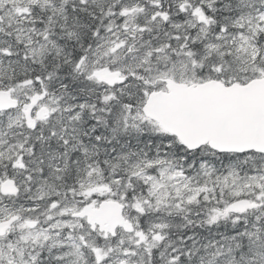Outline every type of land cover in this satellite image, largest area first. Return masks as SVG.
<instances>
[{
  "label": "snow or ice",
  "instance_id": "obj_1",
  "mask_svg": "<svg viewBox=\"0 0 264 264\" xmlns=\"http://www.w3.org/2000/svg\"><path fill=\"white\" fill-rule=\"evenodd\" d=\"M0 264H264V0H0Z\"/></svg>",
  "mask_w": 264,
  "mask_h": 264
}]
</instances>
